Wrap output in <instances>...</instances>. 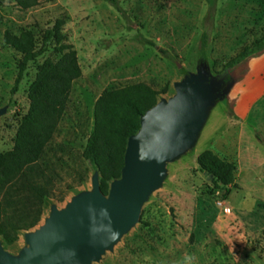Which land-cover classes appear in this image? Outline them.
I'll return each instance as SVG.
<instances>
[{
	"label": "rangeland",
	"instance_id": "obj_1",
	"mask_svg": "<svg viewBox=\"0 0 264 264\" xmlns=\"http://www.w3.org/2000/svg\"><path fill=\"white\" fill-rule=\"evenodd\" d=\"M206 11V0H39L28 8L0 0V108L7 107L0 117V154L13 148L40 65L59 57L51 41L27 63L14 88L22 54L4 42L5 31L29 30L39 48L45 30L63 19L82 72L44 150L54 192L30 230L44 222L51 205L62 208L90 188L95 168L82 150L101 92L144 82L163 92L157 100L166 98L173 82L203 58L212 73L237 64L242 81L211 116L195 153L167 163L166 177L142 204L137 222L92 264H264V139L253 159L238 161L235 149L214 144L213 136L227 128L232 106H247L264 91V57L252 68L264 54V0H217L212 22L204 20ZM207 149L235 164V183L225 199L199 170L196 155ZM23 232L12 244L0 237L3 247L16 254L24 246Z\"/></svg>",
	"mask_w": 264,
	"mask_h": 264
},
{
	"label": "trees",
	"instance_id": "obj_2",
	"mask_svg": "<svg viewBox=\"0 0 264 264\" xmlns=\"http://www.w3.org/2000/svg\"><path fill=\"white\" fill-rule=\"evenodd\" d=\"M14 1L21 8H28L39 0ZM206 3L204 20L212 22L217 0H206ZM63 24V19H56L43 33L39 48L29 30L19 34L6 30L3 35L4 42L22 54L14 88L27 63L46 51L51 41L59 54L56 60L46 58L40 65L29 87V108L21 119L13 148L0 154V237L6 244L14 243L20 232L38 224L47 199L54 192V182L46 171L43 154L66 110L72 84L82 74L76 51L62 30ZM140 40L154 45L144 37ZM160 51L168 53L164 49ZM234 61L235 58L226 64ZM161 93L149 84L136 82L105 90L97 97L93 127L82 156L98 170L103 193L106 194L109 183L120 176L127 137L136 132L140 115L156 103ZM196 161L215 189L222 191L220 198L225 199L235 183L234 162L221 159L208 149L201 151Z\"/></svg>",
	"mask_w": 264,
	"mask_h": 264
},
{
	"label": "water",
	"instance_id": "obj_3",
	"mask_svg": "<svg viewBox=\"0 0 264 264\" xmlns=\"http://www.w3.org/2000/svg\"><path fill=\"white\" fill-rule=\"evenodd\" d=\"M236 68L234 64L212 73L209 63L198 58L193 69L173 82L171 95L160 97L140 115L138 129L126 140L120 176L109 183L107 193L100 189L95 168L90 188L62 208L51 205L42 224L23 232L24 246L16 254L0 239V264L99 260L137 222L142 204L166 177L167 163L195 153L211 116L243 79ZM6 110L0 108V117Z\"/></svg>",
	"mask_w": 264,
	"mask_h": 264
},
{
	"label": "crops",
	"instance_id": "obj_4",
	"mask_svg": "<svg viewBox=\"0 0 264 264\" xmlns=\"http://www.w3.org/2000/svg\"><path fill=\"white\" fill-rule=\"evenodd\" d=\"M263 57L264 54L255 58L252 68L254 63ZM259 70H264V61L260 62ZM225 122L224 127L227 128L219 131L217 136L213 135L214 144L227 150L234 148L238 161L253 159L259 151L261 137L264 139V91L247 106L237 104L232 106L231 113L226 116Z\"/></svg>",
	"mask_w": 264,
	"mask_h": 264
}]
</instances>
